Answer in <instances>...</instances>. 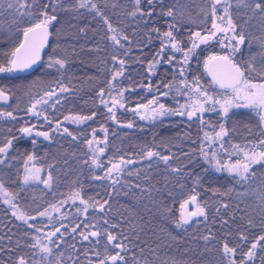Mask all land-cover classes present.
<instances>
[{
  "label": "trees",
  "instance_id": "1",
  "mask_svg": "<svg viewBox=\"0 0 264 264\" xmlns=\"http://www.w3.org/2000/svg\"><path fill=\"white\" fill-rule=\"evenodd\" d=\"M202 1L204 0H197L196 4L200 6ZM48 2L49 0H38L35 7L42 8L43 4ZM75 2L76 0H71V3ZM92 2L97 4L107 19L111 14H127L126 12H133L132 7L134 11L136 8L135 0H92ZM141 2L142 5L145 4V0H141ZM170 2L171 0H164V7L166 8L167 3ZM8 3L15 4V0H0V63L6 61V53H9L21 41L23 28L30 26V22H34L26 15L18 16L15 8L7 7ZM64 3L67 5L69 0H64ZM20 11L22 12L23 9ZM179 12H183L181 19L168 20V17L161 15V7L158 4L151 19L147 16L142 18L139 14L136 15L140 25H137L135 31L132 30L133 35L129 37L131 39L129 43L121 41L124 47L120 48L109 39L107 30H105L106 25L97 18L95 12L85 8H81L79 12L60 10L56 13L57 21H54L53 25L49 27L50 40L44 47L40 64L33 71L23 74H0V87H4L11 93L8 103L0 104V106L2 105L1 111H13L17 116V121L21 118L18 114L26 113L25 110L32 99H35L42 91L49 90L52 85L58 82L71 89L57 105L60 110H64L63 112L66 113H83L86 116H90L92 112L96 113L95 117L78 127V131L75 132V137H77L75 140L72 136L62 134L63 124L57 132L49 131L51 137L63 141L61 146L59 143L57 144V141H37L33 144V140L28 139L29 137L25 138L18 131H13L15 129L13 126H11L12 129L7 130V134L12 139L13 150L9 151L4 158L5 163L0 164V179L5 181L3 185L10 192H16L15 202L18 205L28 203L30 206L27 209L28 214L34 216L40 207V200L44 199L45 203L49 204V201L53 202L59 199L57 202L62 204L60 210L62 221L67 222L71 217L70 224L72 226L80 225L76 232L65 229V233L62 231V238L59 233L57 237L53 238V245L61 250L58 255L62 264H89L90 261L95 264L96 261L104 258L106 247L108 254L120 251L111 245L107 246L109 244L105 234V230H107V232L116 235L118 233L117 226L122 232L117 240L127 246V250L122 253L127 264H137V262L138 264H227V258L222 254V245L225 242L230 247L239 245L235 257L239 262L241 259H245L243 253L249 250L251 243L264 235V230L259 232V228H256L260 227L258 223L255 227L248 226L247 223V220L254 218V222H259L261 217L264 223L259 202L252 196L243 195L249 187L253 189L256 185L258 186L256 176L242 185L237 183L238 178L227 173L224 174L222 171L210 169L205 172L201 171L199 174L201 160L195 161L194 168L188 172L180 166L184 162L192 166L193 156L190 151L200 158V142L202 141L199 142L198 148H194L196 145L193 143L196 138L201 139L193 133L198 130L197 127L194 129L189 124L175 123L170 125L171 128L164 126V123L159 121L151 124L142 123L139 126L141 129L127 128L122 126L126 125L123 123L128 122L127 112L117 111V120L121 123L118 125L117 122L113 123L108 119L107 110L98 107L95 103L98 100L99 89L102 87L107 89V78H111L113 69H120L118 61H113V55H116L118 60L125 61L124 74L116 82V87L139 88L140 85L146 83L148 78L144 73V64L139 65V60L143 56L142 61H148L153 51H158L159 35L167 31L169 24L176 25L178 30H174V34L177 33V39L183 43L182 47L187 46L180 35H186L184 33L188 35L193 30L198 31L199 20L192 19L190 21L184 18L189 14L195 15L191 13L190 8L187 12L186 10ZM128 15L125 16L128 17ZM116 23L114 20L113 24L116 25ZM153 29H159V32L153 31ZM122 32L128 33L124 30ZM49 47H55L57 55L66 60V67L60 72L55 67L50 68L49 63L43 62L46 54L50 51ZM260 47H262L260 42H254L251 56H262L264 50ZM193 59L192 57L191 61ZM155 70V75H162L159 79H165V82L169 81L171 74L167 65L163 64L156 67ZM121 78H127V83L124 81L126 83L124 86L120 84ZM252 78L254 82L260 81V77L255 73ZM149 83H154L153 78L149 80ZM129 94L132 95V92ZM164 103H168V101L164 99ZM53 109L55 111L56 108ZM244 114H253L255 117V111L250 108L244 110L243 113L238 110L229 111L225 117L227 123L225 125L230 137H235L237 134L249 136L251 133L253 126L251 127L250 120L248 121L245 117L247 115ZM211 116L213 117V115ZM169 119L172 122L177 118ZM214 122L217 123L218 120ZM99 126L107 127V141L114 139L120 145L126 146L127 149L121 147L122 151L129 150L127 154L123 155L121 150L119 151L121 154L116 152L117 147L108 150V147L104 146L107 151L102 155V159L116 160L123 156L126 157L125 159L135 161V163L127 165L124 173L116 178L119 180L118 183L95 179L96 176L103 175L91 165L86 139L93 130H95L94 134H98ZM0 133L5 135L3 130ZM154 142L159 145L152 146ZM143 146L147 150L151 149L159 152L162 156L171 158L167 164L159 157H153L150 160L143 157V159L138 152L144 149ZM60 147L61 149H59ZM23 151L33 153L36 157V164L47 166V169H52L54 174H61L60 177L58 175L53 177L56 188L54 194H50L48 190H39L41 193L32 190L28 193L29 196L24 194V192L27 193L26 186H21L19 181H6L7 178L15 177L14 179H17L19 176ZM61 154L67 155L74 162L72 172L63 169L64 162L63 160L60 162ZM173 169H179V171H173ZM192 174H199V176L195 177L191 184L189 178ZM70 180H73L71 185L68 182ZM94 188H99L101 192H96ZM77 191L89 204L107 201L104 204V210L101 211L98 207H89L86 215L82 211L77 212L76 201L79 199H75V202L73 199L71 200ZM193 191L198 193V202L205 206L207 218L193 217L188 224L177 227L179 205L186 199V196L193 194ZM95 194L96 196H92ZM54 195L56 198L50 200ZM64 201L67 203H63ZM80 207L83 209L82 205ZM7 209L11 210L10 205L1 201L0 264H16L20 255L35 254V248L30 245L35 242L34 238L37 237L31 235L30 231L33 229L34 233L39 232H36L35 228H29L27 224H22V228H19L18 225L15 227L13 224L3 226V223H9L10 220L16 221L13 216L8 221V217H5L3 213ZM138 218L144 221L141 223L145 233L140 230L141 224L138 227V222H140ZM53 220L54 217L50 221ZM105 220L108 221L107 224L104 223ZM35 222L40 223V219L28 221L29 224ZM85 224L89 227L85 228ZM92 225H95V229ZM112 225H116V227H112ZM97 229L101 235L95 238L90 237L88 241L83 240L80 235L81 232L88 234ZM20 232L21 234H19ZM241 235L247 237V240L241 241ZM204 237H208V239L205 240ZM97 241L99 242L97 243ZM97 252L100 253L99 256L96 255ZM262 256H264V241L258 244L256 256L249 264H262ZM27 259L29 264L36 262L34 256L27 257ZM57 260L55 259V263L58 262ZM43 262L45 263V261Z\"/></svg>",
  "mask_w": 264,
  "mask_h": 264
},
{
  "label": "snow or ice",
  "instance_id": "2",
  "mask_svg": "<svg viewBox=\"0 0 264 264\" xmlns=\"http://www.w3.org/2000/svg\"><path fill=\"white\" fill-rule=\"evenodd\" d=\"M178 2L179 0H177V3ZM37 3L38 0H15V4L8 3L7 7L9 9L15 8L18 16L23 17L26 15L34 20V22H30V26L23 28V39L13 47L9 53H6V61L0 63V74L23 72L30 69L41 59V51L48 43V38L50 36L49 27L53 25L54 21H57L58 17L56 13L60 10L79 12L81 8L89 9L99 15L107 25L109 32L113 33L110 39L114 45L123 48L124 44L121 43V41H128L126 35L121 37L116 35L117 29H115L108 19L104 17L103 12L96 3L92 2V0H76V3H71V0H69L67 5L64 3V0H49L48 3H44L43 7L39 9L35 7ZM237 3L252 8L253 13L259 15L261 19L264 20V0H237ZM158 4L161 7V15L163 16L170 17L173 20L183 16V12H176L175 5L168 7L165 10L164 0H145L144 5H142L141 0H135L136 8L135 11L130 13V15L136 16L139 14L142 18L147 16L151 19ZM230 8L231 4L228 0H210L209 10L204 12V17L205 22H207L208 17L211 18V27L206 30L191 32L188 37V44L190 45L188 47H182V42L174 35V30H178L176 29V25L174 23L169 24V30L163 33L165 42H162V47L159 52L148 65L149 72H154L159 64L166 63L168 65H173L174 67L176 64H179L180 66L177 69L178 74L180 77H184L187 65L195 54L196 49L201 45H208L211 41L216 40L222 48L229 49L230 51L223 55H210L204 61V67L212 77V83L218 86L219 89L224 90L220 99L212 95L208 89L201 86L199 79L194 78L192 83H188L186 79H181L180 83L185 89L182 94L188 96L189 103L179 104L176 108L166 107L164 103L160 102L159 96H168L169 93L167 91L161 92L159 86H157V95L153 96V98L147 103H140L135 107L126 108L125 92L134 89L116 87L118 77L123 76L124 74L123 68L125 65V61L122 59L118 60L116 55H113L112 59L113 61H118L120 69H113L111 79L107 82V89L104 87L100 88L97 95L100 98V103L107 109L108 119L117 123H119L117 120V111L120 109L134 113L139 116L141 120L155 121L166 116H179L186 117L188 121H193L195 119L203 127H208V123L204 119V114L207 112H215L216 105H219L220 111L225 117H227L230 109L233 107H243L254 110L258 116L259 125L262 129L259 139L249 141L244 146L235 144L230 145L232 151L229 152L228 148L225 147V137L228 136V130L225 125L221 123L219 124V130H216L215 127L213 128V135L204 132V141L210 142V151H204L203 142L200 148L202 158L210 167L215 168L216 171H227L229 174L233 175L234 178H238L237 183L243 185L255 178L257 168L264 169V55L261 56L259 63H257L256 58L253 57L245 66H241V64L235 61L234 55L240 52L241 46L245 44L246 34L243 30L239 32L237 31L238 25L234 22L233 17L230 14ZM21 9H23L22 12L20 11ZM153 31L159 32V29H153ZM261 46L264 48V43H262ZM169 48L173 53H181L182 60L177 61L175 55H169L167 56V59H165L166 50ZM48 66L50 68L55 67L57 70H62L66 67V60L59 57H50ZM254 73L260 77L259 82L253 81L252 76ZM141 87L147 88L148 91H152L153 88L151 83L141 85ZM163 87L171 89L172 84H164ZM68 91L69 89L66 86L58 82L55 88L47 90L43 95L39 96V98L33 99L25 111L32 117H36L38 120L43 118L46 123L51 125L52 120H50L49 116L46 114L47 108H56L61 102L62 94ZM106 91L109 99H104ZM114 91L115 95H113ZM229 91L231 92V95L227 94ZM10 96V91L6 90L4 87H0V102L8 103ZM95 115L96 113L93 112L90 116H65L64 120H70L72 123L76 124H83L95 117ZM0 118L15 121L17 116L14 115L13 111H0ZM61 124L62 122L57 121L55 128L52 130H60ZM122 126L132 128L133 123L128 122L126 125ZM35 128V125L27 126L26 124L25 126L20 127L19 131L25 136L30 137L34 134L37 137L42 136L45 140L50 139L48 131H34ZM102 130L107 133L106 128ZM93 132H95V130H93ZM62 134L72 136L73 140L77 138L73 136L66 127L62 129ZM106 141L107 136H105L104 141H98L95 137L86 141L90 152L93 154L91 165L96 168L103 169L105 167L103 162L100 161L97 153L101 155L104 154L105 147L107 146ZM32 143L35 144V140H33ZM101 143H104L105 147H100ZM193 143H195V141H193ZM211 144H218L219 149L227 155V161L221 159L220 152L211 150ZM93 145H95V147H93ZM11 147L12 139H8L6 143L0 146V164L5 163L3 157L7 156ZM233 156L237 157L235 161L232 159ZM153 157H159L165 164H167L171 158L169 156H162L159 152L151 149L144 152V158L150 160ZM35 159L36 157L34 155H27L23 183L29 184L30 182L35 181L44 184L47 188H51L53 180L51 172L48 173L47 179H43L41 177V168L35 167V165L31 168L27 166L28 162L34 161ZM85 163H87V161H85ZM109 163L111 166L106 168L104 175L96 176L95 179L112 180L113 183H118L119 180L115 178L122 175L126 166L135 163V161L132 159H125L121 156L118 162L109 160ZM173 171H179V169H173ZM137 187H139V185H137ZM0 192H3L4 194V203L9 204L13 209L12 214L16 216L18 220L27 224L29 228H35L34 224L28 223L29 220H35L36 216H49L48 209L38 211L36 216L20 210L17 205L13 203L15 196L7 192L2 182H0ZM243 195L252 196L256 199L259 202L261 215L264 216V188L252 189L249 187L244 191ZM197 197L198 193L193 191V194L189 195L187 199L180 203V215L179 220L176 223L177 227L188 224L192 221L193 217L207 218L205 206L198 202ZM75 199H79L80 204L84 205L83 209L77 208V212L82 211L85 215L87 214L89 207L95 208L98 205L99 209L103 211L104 204L107 203V201L104 203H99L97 201L93 204H89L87 200L81 197L79 191L74 193L73 202H75ZM63 203H67V201H64ZM190 205L193 206L192 211H189ZM50 207L54 211H60L59 207L56 205H51ZM104 223L107 224L108 221L105 220ZM61 227H64V225L61 224ZM79 227L80 225L77 224L72 228V232H76ZM84 227L88 228L89 225L85 224ZM92 227L95 229V225H92ZM112 227H116V225H112ZM35 231L40 232L41 230L35 228ZM58 233L62 238L63 233L60 232V228H55L54 231L47 233L44 238L47 239L49 243H52L53 237H57ZM105 234L107 236L108 244L120 251L115 252V254H108L106 247L104 258L99 259L95 264H109V262H111V264H127L125 256L122 254L127 250V246L120 242H116L117 236L107 232V230H105ZM80 235L83 240L88 241L90 237H98L101 233L97 229L88 234L81 232ZM204 239L207 240L208 237H204ZM246 240L247 237L241 235V241ZM34 241L35 242L30 245V247H39L42 253L51 254L52 249L46 244L42 245L41 238H34ZM261 241H264V235H261L255 242L251 243L249 250L246 253H243L245 259H241L239 262L235 258L237 255V247H239V245H237V247H230L227 242L223 243L222 254L227 258V264H249V262L255 258L257 246ZM98 242L99 241H97V243ZM96 255L99 256L100 253L97 252ZM261 261L262 264H264V256L261 257ZM16 264H29V261L26 256L21 255L17 258ZM33 264H35V262H33ZM89 264H93V262L90 261Z\"/></svg>",
  "mask_w": 264,
  "mask_h": 264
},
{
  "label": "rangeland",
  "instance_id": "3",
  "mask_svg": "<svg viewBox=\"0 0 264 264\" xmlns=\"http://www.w3.org/2000/svg\"><path fill=\"white\" fill-rule=\"evenodd\" d=\"M228 2L231 4V8L229 9L230 14L233 17L234 22L238 25L237 31L239 32V31L243 30L245 32V34H246V41H245L246 44H245V46L242 45L240 52H238V53H236L234 55L235 61L237 63L241 64V66H245L254 57V56H251V50H253L252 49V44L254 42L255 43L260 42L261 45H262V43H264V20H262L259 15H255L253 13V11H252V8L246 7L243 4H238L237 0H228ZM196 3H197V0H179L178 3H177V0H171L170 3H167V6H166L165 10L168 7H172L173 5H175V10L178 13H179V11H183V10H186V12H187V10L190 8V10H192L191 13H193L195 15L189 14L187 17H184V18H186V20H190V21H192V19L199 20L198 25H197V28L199 30L209 29L211 27V23H210V19L211 18L208 17L207 18V22H205L204 12L209 10L210 0L202 1V4L200 6H198ZM253 6H254V4H253ZM132 9L134 11L133 7H132ZM126 13L127 14H125V13L111 14L110 16H108V21L112 24V26L115 29H117L116 35L118 37L126 35L128 37V43H129L131 41V39H129V37H131L133 35L132 34V30L135 31L136 28H137V25L138 24L140 25V22H139V20H138V18L136 16H135V18H132V15H130V13H132V11H129V12H126ZM218 14H220V13H218ZM95 15L97 16L98 19H101V21H102V23L104 25H106L104 23L103 19L99 15H97L96 13H95ZM125 15H128V17L125 16ZM179 18L181 19V17H179ZM114 20H116V22H117L116 25L117 26L115 24H113ZM168 20H173V19L168 17ZM105 27L104 28H105V30H107V35H109V39H110V37H111V35L113 33L109 32V30L107 28V25ZM122 30L127 31L128 33L125 34L124 32H122ZM168 30H169V28H167V31ZM194 31H197V30H193V32ZM176 34H174V35L176 36ZM184 34H186V35H180V37L182 38V41L184 42V44H187L186 47H188V46H190L188 44V37H189L190 33H188V35H187V33H184ZM176 38H177V36H176ZM159 39H160V42H159L160 45L158 47V51L154 50L153 53H152L153 56L150 55L149 58H148V61H144L143 62L142 61L143 60V56L139 60L140 63L138 61L139 65H143L144 64L143 65L144 73H146V75L148 77L146 79V83L142 84V85L149 84V80H151L153 78V82L154 83L153 84L151 83L152 86H153L152 91H148L147 88L141 87V85L139 86V88H131V87H129L128 89H134V90H130L128 93L125 92L126 108L135 107L137 104H140V103H147L149 100H151L153 98V96L157 95V92H156L157 86H159V90L161 92L167 91L169 93L168 96H159V100H160L161 103H164V99H166L168 101V103H164L166 107L176 108V107L179 106V104L189 103L190 101L188 100V96L182 94L185 91V89H184L183 85L180 83L181 79H186L188 83H192L194 78L199 79V82H200L201 86H203L204 88L208 89V91L212 95L216 96V98H218V99L221 98V94L224 92V90L219 89V88H217V89L214 88V87H218V86H215L212 82L209 81V78L207 76V72L205 71L204 61L210 55H223V54H226V53H228L230 51L229 49L222 48L221 45L216 40L211 41L208 45H201L199 48L196 49L195 54L193 55L194 59L192 61L191 60L189 61L188 65H187V68H186V72H185L184 77H180L179 74H178L177 69L180 66L179 64H176L175 67H174L173 65H168V64L165 63V65H167L168 69H170L169 71H170V74H171V75H169V81L167 80L165 82V79H162V78L159 79V77L162 76V75H159V76L155 75L156 70H154V72H149V70H148L149 62L153 61V58L156 56V54L159 52L160 48L162 47V42H165L164 38H163V33L159 35ZM128 45H130V44H128ZM49 48H50L49 49L50 51L46 54V56L44 58L45 61H43L44 63H49L50 57H59L60 58V56L57 55V51H56L55 47L54 48L49 47ZM260 48L264 50V48H262V47H260ZM169 55H175L177 61H181L182 60V54L178 53V52L177 53H173L170 48L166 50L164 58L167 59V56H169ZM255 58H256V62L259 63L260 60H261V56L255 57ZM191 62H192V64H191ZM161 65H163V64H159V65H157V67H160ZM60 71L61 70H58V72H60ZM162 71H166V70L162 69ZM119 78L120 77H118V79ZM110 79L111 78H109V79L107 78V82ZM124 81H126V83H127V78H121L120 79V84L123 85V86L126 84V83H124ZM59 83H61V82H59ZM169 83L172 84V88L171 89H166V88L163 87L164 84H169ZM56 86H57V84L52 85L49 90L55 88ZM106 88H107V86H106ZM68 89H69V91L71 90L70 88H68ZM68 92L62 94L61 100L66 97ZM130 92H132V95L129 94ZM43 93L44 92L42 91L35 98H39V96L43 95ZM227 94L231 95V92L229 91ZM113 95H115V91L113 92ZM97 99L98 100L95 102L96 105L98 107H100V108H104L105 110H107L106 107L100 103V98L98 97V95H97ZM104 99H109V97L107 95V91H106ZM0 104L4 105V102H0ZM215 107H216V111L215 112H207L206 115H204V119L208 123V127L201 126L199 124V122L196 121L195 119L193 121H188L186 117H179V116H166V117H163V118H159V119H157L155 121L141 120L139 118V116L135 115L134 113H132L130 111H125L123 109H120V110L124 111V112H127L128 113L127 117H129L128 122H132L133 123V127H137L139 129H141V127H139V126L142 125V123L143 124L144 123L151 124V123H154V122L156 123V122H159V121L163 122L164 126L166 125V126H169V127H171L170 125L175 124V123H178L180 125H182L184 123H185V125L189 124V125H192V127L194 129H196V127H197L198 130H195L193 133L195 135H198L199 138L201 137L202 140L201 139L199 140L198 138H196L195 139V145L196 146H194V148H198L203 142L204 143V151H210V148H209V143L210 142H205L204 141V132H208L209 135H213V128L214 127H215L216 130H219V124H221V123H223L224 125L227 124L225 122V116L220 111L219 105H216ZM50 109H51V111H50ZM246 109L247 108H243V107H241V108L233 107L232 109H230V111L234 112V111L238 110V111L243 113V111L244 110L246 111ZM1 110H2V108H0V111ZM63 111L64 110H60L59 106L56 107L55 111L51 107L47 108V113L46 114L49 116V119L52 120V124L51 125L46 123L43 120V118H40L38 120L36 117H32L28 113L21 114V115L18 114L19 117H21V118H19L20 119L19 121H17V120L13 121V120L6 119V118H0V131L3 130V132L5 133V135L0 133V146H2L4 143H6V141L8 139L11 138V136H9L7 134L8 133L7 130L9 131L10 128L12 129L14 127L15 129H13V131L16 130V131H18L20 133V131H19L20 127L25 126L26 124H27V126L35 125L36 128H35L34 131H48V132L51 131L52 133H54L55 131H53L52 129L55 128L56 122L59 121V122H62L64 127L68 128V130L72 133L73 136H75V132L78 131V127L81 124L72 123L70 120L69 121H65L64 117L65 116H74V115H81V116H86V115L83 114V113H78V112L77 113H73V112H67L66 113V112H63ZM92 113H90V114H92ZM246 113H248V112H246ZM211 115H213V117ZM244 115H247L245 117L248 119V121L250 120L249 124H251V127L253 126L251 128V131H250L251 133L249 134V136L248 135L244 136V135H241V134L240 135L237 134L235 137L234 136L230 137L229 135L227 137H225V141H226L225 147L228 148L229 152L232 151V148H231L230 145L235 144V145L244 146L247 142L255 141V140L260 138V133H261L262 129H261L260 125H259L258 116H257L256 112H255V117H254L253 114H250V115L249 114H244ZM171 117H174V118H177V119H175V121L170 122L169 118H171ZM216 120H218L217 123L214 122ZM112 122L116 123L115 121H112ZM128 122L123 123V124H127ZM117 124L120 125L121 123H117ZM11 126H13V127H11ZM225 127H226V125H225ZM104 128L107 129V127H105V126L104 127L103 126H99V128H97L98 129L97 133L99 135L98 134H94V132L92 131L89 134L88 139H86V140L93 139V137H95V139L98 140V141H104L105 140V136H107V134H108V129H107V133H105L102 130ZM22 135H24V134H22ZM26 137H29V136H25V138ZM28 139L35 140V143L37 141L38 142L39 141H41V142H43V141H45V142H48V141L56 142L57 141V144L59 143V146H61V143L63 142L62 140H59V139L56 140V137H51L50 136V139L45 140L42 136L41 137H37L34 134H33V136H30ZM200 141H202V142H200ZM157 142L152 143V146L156 145ZM199 142L201 143L200 145H199ZM65 144H67V143H65ZM106 144H107L106 148L108 147L107 148L108 150H110V148H116L117 147L116 148V152H118V153H120L119 152L120 150L123 153V155L127 154L129 152V150H127V152L126 151H122L123 149L121 147H123L124 149H127L126 146L125 145H120L117 141H114V139H112L110 141L108 140ZM55 145H56V143H55ZM86 145H87V143H86ZM157 145H159V144H157ZM12 146H13V144H12ZM104 146H105L104 143L100 144V147H104ZM93 147H95V145H93ZM143 148L144 149L138 151L139 154L142 156V158L144 157V152L147 151V148H145L144 146H143ZM59 149H61V147ZM12 150H13V147H11L9 149V151H12ZM87 150L89 151L88 154H89V157H90V160H91L93 154H92V152H90L88 145H87ZM211 150H216V151L220 152L221 159L224 160V161H227V159H228L227 155H225L222 152V150L219 149L218 144H211ZM9 151H8V153H9ZM106 151L107 150L105 149V152ZM167 152H169V150H167ZM29 154L33 155V153H31V152H27V153L24 152V154L22 155V158L20 160L21 164H22L21 165V171H20V174L17 177V179H14L15 177H11L12 179L11 178H7V180L6 179L5 180L7 182L8 181H12V180H15L16 182L19 181V184L21 186L22 185L26 186L25 191H27V193L24 192V194H27V195H29L28 193L30 191H32V190L38 191V192H40L42 190L43 191L44 190H48L50 194H52V193L54 194V191L56 189L55 186H54L55 185L54 184V180H52L51 188H47V187H45L44 184L39 183V182H35V181L30 182L29 184H24L23 183V177H24V174H25V161L27 159V155H29ZM190 154L193 156L192 157V160H193L192 166L190 164H188V163H185V162L182 163V161H181L182 164H180V166L183 167V170H185L186 172H188L189 170H192V168H194V162L197 161V160H201L202 161V163H200L201 167L199 168V170H200L199 174H200L201 171L205 172V171H208L210 169H213V170L216 171L215 168L209 166V164L202 158L200 153H199L200 158L194 152L190 151ZM97 155L99 156L100 161L103 160L102 162H104L103 164H104L105 167L103 169H101V168H96V167L93 166V168L95 170L100 171L101 174L104 175V171L106 170L107 167H110L111 164L109 163L108 159H102L101 158L103 154L101 155V154L97 153ZM3 158H6V157H3ZM60 158H61L60 162H62V160L64 162L63 169L65 168L66 170H68V172H72L74 170V166H73L74 162L70 158H68L67 155H64V154L63 155L61 154ZM116 158H118V157H116ZM124 158H126V157H124ZM232 159H233V161H235L237 159V157L233 156ZM112 161L113 162H118L119 159L112 160ZM186 164H187V166H186ZM33 165H35V167H39V168L42 169L41 177L43 179H47V176H48L49 172H51L52 177H54V175H58V174H54L51 171L52 169L51 170L47 169V166H43V165L40 166L39 164H36V159L34 161L28 162L27 166L29 168H31V167H33ZM222 172H224V174H226V173L229 174L227 171H222ZM256 173L257 174L259 173L258 175L256 174V179H257L258 186L256 184L252 183V184L256 185L253 189L264 188V169H260L259 168L256 171ZM199 174H195V175L192 174V176L189 178V181H190L191 184L193 183L195 177H198ZM229 175H231V174H229ZM58 176L60 177L61 174H59ZM110 181H112V180H110ZM0 182L4 183L5 181H3V179H0ZM68 182L70 183V185L73 184V180H70ZM139 185L142 186L141 183H139ZM4 188L7 190L8 193H10V194L14 195L15 197H17L15 191L14 192H10L9 189H7V187L4 186ZM94 189L98 193L101 192L99 188H94ZM20 193H21V191L19 192V194ZM189 195H191V194H189ZM92 196H96V194L92 195ZM188 196H186V199L188 198ZM55 198H56V196L54 195L50 200H54ZM73 198H71V200ZM4 199H5V197H4L3 192H0V200L2 202H4ZM58 200L56 199L53 202L49 201V204L45 203L44 199L40 200V202H39L40 207L38 208V211H43L45 209H48L49 216L39 217V216L34 215V216H36V219H38V218L40 219V223L39 222L31 223V224L35 225V228H39L41 230L40 231L41 233L40 232L39 233H34L33 229H31L30 234L33 235L34 237L41 238L42 239V245L46 244L48 247H50V246L53 247L51 254L42 253L40 251L39 247L35 248V250H34V251H36L35 252L36 255L35 254L33 255V253L31 255L30 254H28V255L24 254L28 258H32L34 256V259L36 260L35 263H37V264H62L60 262L61 260L59 261L60 256L58 255L59 252H61V250L58 249L57 246L53 245L54 241L52 243H49L48 240L45 239L44 237L46 236L47 233H50V232L54 231L55 228H60V232L62 233V231H63L65 233V229L66 230H71V232H72V228L76 226V225L72 226V224H70V219L72 220L71 217H70V219L67 222H65V220L63 222L60 211H58V212L54 211L50 207L51 205H56L61 210L62 204L58 203L57 202ZM76 202H77L76 203L77 204L76 207L81 209L80 205H82V204H80V201H76ZM108 202H109V199H108ZM13 203H15L20 210L28 213L27 209L30 207V206H28V203H24L23 205L19 204L20 205L19 206L17 204V202H15V199L13 200ZM7 205H9V204H7ZM82 206L84 207V205H82ZM97 207L99 208V206H97ZM179 209H180V205H179ZM192 210H193V206L190 205L189 206V211H192ZM12 212H13V209L11 208V210L7 209L3 213H4L5 217H8V221H9V218L11 216L15 217L16 221L10 220L9 223L8 222L7 223H3V226L13 224L15 227L19 226V228L20 227L22 228V224H25V223L23 221H21V220H18L16 218V216H14L12 214ZM179 215H180V210H179ZM53 217H54V220L50 221L51 218H53ZM140 218H138V220L140 221V222H138V227L141 224V229L140 230L145 233V231L143 230L142 223H141L143 220H141ZM254 221H255V218L247 220L248 226L255 227L257 225V223H258L260 225V227L258 226L256 228H259V232L264 230V223H263V218L262 217L260 218L259 222L258 221L254 222ZM61 224H63L64 227H61ZM117 227H118V233L119 234L116 233V236H117V238H120V234H122V232H121L120 227L119 226H117ZM20 230H22V229H20ZM19 234H21V232ZM116 242H120V241L117 240ZM48 243H49V245H48ZM120 243H122V242H120ZM107 246H110V244L107 245ZM55 259L56 260L58 259L57 260L58 262L55 263ZM43 261H45V263Z\"/></svg>",
  "mask_w": 264,
  "mask_h": 264
},
{
  "label": "water",
  "instance_id": "4",
  "mask_svg": "<svg viewBox=\"0 0 264 264\" xmlns=\"http://www.w3.org/2000/svg\"><path fill=\"white\" fill-rule=\"evenodd\" d=\"M23 39V34L21 35V40ZM48 40H50V38H48ZM45 48H43L42 49V51H41V58H42V53H43V50H44ZM40 61H42V59H40L39 61H37V63L35 64V65H33L30 69H28V70H25V71H23V72H16L15 74H23V73H26V72H30V71H33V69L34 68H36L39 64H40ZM206 71V70H205ZM207 72V71H206ZM207 76H208V78H209V81L210 82H212V77L208 74V72H207ZM216 86V85H215Z\"/></svg>",
  "mask_w": 264,
  "mask_h": 264
}]
</instances>
